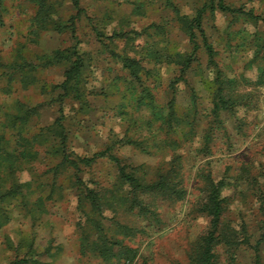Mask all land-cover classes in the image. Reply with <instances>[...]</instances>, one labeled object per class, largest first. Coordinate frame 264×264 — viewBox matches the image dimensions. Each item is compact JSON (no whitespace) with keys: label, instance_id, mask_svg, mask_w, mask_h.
Segmentation results:
<instances>
[{"label":"trees","instance_id":"16d2710c","mask_svg":"<svg viewBox=\"0 0 264 264\" xmlns=\"http://www.w3.org/2000/svg\"><path fill=\"white\" fill-rule=\"evenodd\" d=\"M29 1L34 13L30 18L26 43H37L47 31L68 33L76 39L78 24L85 20L101 51L109 54L126 71L124 80L127 88L135 93L132 97L135 106L145 107L150 117L139 126L138 132L129 133L127 130L124 136L115 137L104 149L90 156L75 153L69 143L65 105L68 101L76 102L77 110L82 112L88 106L89 93L84 74L88 53L78 49L79 43L76 42L29 59L24 54L26 45L21 44L7 65L10 73L6 75L7 84L2 91L12 90L10 84L13 82L23 88L36 84L41 92L50 96L47 101L35 104L15 100L6 106L0 119V229L16 216L36 222L47 213L48 201L62 200L67 190H72L78 213L76 230L80 254L92 253L104 264H131L138 257V249L126 240L147 234L149 225L161 222L159 208L162 203H177L186 198V171L192 167L198 183V197L193 202V210L206 215L208 224L192 242L187 264H221L220 251L225 253L228 263L235 262L236 250L241 244L248 243V237L244 233L241 238L225 217L231 198L227 191L235 188L239 180L251 179L248 165L241 166L236 177L216 179L210 157L217 134L226 133L223 116L234 117L239 106L248 105L250 95L235 92L232 84L236 80L227 78L218 67L215 48L205 33L203 19L207 12L212 14L220 10L239 14L243 13L242 9L231 7L225 0H204L194 13L188 15L167 1L189 48L163 46L152 53V59L147 60L146 57L128 54L126 47L135 49L130 42L133 37L128 32L113 29L108 33L105 30L110 15L107 14L105 21H100L87 13L80 0H70L68 4L64 0ZM143 3L137 1L133 10L141 12ZM66 5L70 6L69 13L62 9ZM3 10L4 0H0V20ZM245 14L253 17L252 13ZM156 28L159 29V25ZM259 33L255 31L252 34L251 45L255 49L254 57L260 59L258 79L261 81L264 79V31L263 35ZM121 38L125 40L123 52L115 48L116 40ZM199 52L206 55L207 67L213 76L210 81H204L206 86L210 84L207 88L210 90L211 108L202 133L194 128L197 114L195 89L191 87V102L183 111L178 110L175 103L176 84L185 79ZM151 63L178 67L179 74L169 80L171 96L164 105L156 102L152 86L147 81L151 78L154 83H159L157 65ZM56 66L63 67V79L49 87L37 73ZM13 75L18 76L16 80ZM51 103L58 105V115L50 124L33 129L32 119ZM124 105L121 101L120 113H127ZM117 145H131L146 153L163 154L162 159L154 168L129 165L114 153ZM184 147L186 155L180 152ZM42 159L49 164L44 171L36 172L34 163ZM100 161L112 164L114 172L110 180L104 183L93 176L82 175ZM24 170L29 172L28 180L20 178V172ZM8 244L15 251L9 264H49L37 258L39 252L34 235H21L16 244L11 241ZM48 250L46 248L45 252Z\"/></svg>","mask_w":264,"mask_h":264},{"label":"rangeland","instance_id":"374dc122","mask_svg":"<svg viewBox=\"0 0 264 264\" xmlns=\"http://www.w3.org/2000/svg\"><path fill=\"white\" fill-rule=\"evenodd\" d=\"M69 1L64 0L66 4ZM137 1L144 2L141 12L133 10ZM167 1L174 3L182 14L191 15L204 0H80V5L89 15L100 21H105L107 14L110 15L111 19L106 23L105 30L108 33L113 29L128 32L133 37L130 42L135 47L134 51L126 47L128 54L150 60L152 53L161 50L163 46L189 48L186 37L173 19L174 13ZM225 1L231 7L241 8L244 14L220 10L212 14L207 12L203 27L214 45L218 67L227 78L236 80L232 84L233 90L237 93H249L250 98L248 105L238 107L234 117L223 116L226 133L217 134L210 160L216 179L236 177L239 168L248 165L251 179L239 180L235 188L227 191L231 198L225 217L231 221L241 238L244 233L248 237V243L241 244L236 250L235 262L231 264H264V79H258L260 59L254 57L255 49L251 45L255 31L263 35L264 0ZM62 9L65 13L71 10L69 5ZM33 13L34 8L29 0H4L0 20V119L6 106L15 100L35 104L47 101L50 96L41 92L36 84L23 88L19 83L13 82L10 84L12 90L2 91L6 88V75L10 73L7 65L21 44L26 45L24 54L29 59H35L37 54L78 42V49L87 52L89 57L84 70L89 94L88 106L83 112L77 110L76 102H66V126L70 146L75 153L90 156L104 149L115 137L124 136L127 130L129 133L138 132L139 126L143 125L150 114L145 107L135 106L132 100L135 93L127 88L124 80L126 71L109 54L101 51L87 22L82 20L78 24L76 39L68 33L47 31L37 43H26ZM245 13H252L253 17ZM124 43V39H117L116 51L123 52ZM151 65H157L159 83H154L151 78L147 81L152 86L156 102L164 105L171 96L169 80L179 74L178 67L167 63ZM37 76L50 87L62 81L63 67L47 68L37 73ZM17 77L13 75L15 80ZM212 77L207 67L206 55L199 52L197 60L186 72L185 79L179 80L175 87V103L180 111L190 105V89H195L197 114L194 128L198 133H202L207 125L211 98L208 90L210 84L206 86V82ZM121 101L125 103L123 107L127 113L119 112ZM57 110L56 103L42 108L32 119L33 129L50 124L58 115ZM185 150L184 147L180 152L186 155ZM114 153L123 163L149 168L156 167L163 155L146 153L131 145H117ZM48 164L47 160L42 159L34 163V169L42 172ZM113 172L111 163L100 161L91 169L82 172V175L93 176L105 183L112 178ZM194 173L195 168L192 167L186 171L188 194L183 201L162 203L159 208L161 222L149 225L147 234H139L126 240L138 249V257L131 264L188 263V251L192 242L208 224L206 215L193 210V202L198 197V183ZM20 178L28 180L29 172H20ZM75 204L74 192L67 190L64 199L47 202V213L36 222L16 216L3 226L0 229V264H9L15 255L8 242L16 244L21 235L28 234L34 235L39 252L37 258L49 264H104L92 253L82 256L79 252L76 230L78 213ZM46 248H49L48 253L45 252ZM219 257L221 264H230L222 251Z\"/></svg>","mask_w":264,"mask_h":264}]
</instances>
